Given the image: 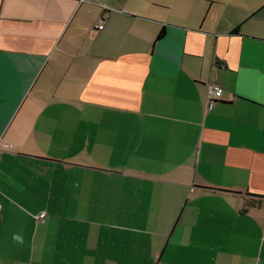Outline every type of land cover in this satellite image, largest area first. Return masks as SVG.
I'll return each instance as SVG.
<instances>
[{"label":"crops","instance_id":"0c3cea01","mask_svg":"<svg viewBox=\"0 0 264 264\" xmlns=\"http://www.w3.org/2000/svg\"><path fill=\"white\" fill-rule=\"evenodd\" d=\"M0 264H264V0H0Z\"/></svg>","mask_w":264,"mask_h":264},{"label":"built area","instance_id":"2783aa9c","mask_svg":"<svg viewBox=\"0 0 264 264\" xmlns=\"http://www.w3.org/2000/svg\"><path fill=\"white\" fill-rule=\"evenodd\" d=\"M98 29L102 30L103 26H99ZM223 96V90L221 88H219L216 85H209L208 86V102L210 103V105H213L217 100H220ZM5 148H11L10 146H7ZM46 217V214L43 213L41 214L38 219L39 220H43Z\"/></svg>","mask_w":264,"mask_h":264},{"label":"trees","instance_id":"16d2710c","mask_svg":"<svg viewBox=\"0 0 264 264\" xmlns=\"http://www.w3.org/2000/svg\"><path fill=\"white\" fill-rule=\"evenodd\" d=\"M238 30H239V28L236 29V30L234 31V33H237ZM165 34H166V31H165V28H163L162 31L160 32V34L158 35L157 40L159 41V40H161L162 38H164Z\"/></svg>","mask_w":264,"mask_h":264}]
</instances>
